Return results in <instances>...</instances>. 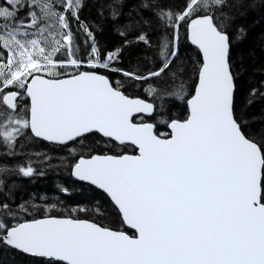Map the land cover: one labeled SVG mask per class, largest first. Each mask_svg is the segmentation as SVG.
<instances>
[{
    "label": "snow or ice",
    "instance_id": "6c2138e0",
    "mask_svg": "<svg viewBox=\"0 0 264 264\" xmlns=\"http://www.w3.org/2000/svg\"><path fill=\"white\" fill-rule=\"evenodd\" d=\"M258 9L0 0V264H264V123L237 107ZM47 170L82 203L25 200Z\"/></svg>",
    "mask_w": 264,
    "mask_h": 264
},
{
    "label": "trees",
    "instance_id": "16d2710c",
    "mask_svg": "<svg viewBox=\"0 0 264 264\" xmlns=\"http://www.w3.org/2000/svg\"><path fill=\"white\" fill-rule=\"evenodd\" d=\"M99 2H107V0H98ZM240 47L251 55L246 60L248 73L238 84L237 107L238 111L251 121V127L258 129L264 123V100L257 98L253 103L247 104L245 96L248 94L250 84L259 86V82L264 79V12L259 9L249 17L247 35L244 37ZM131 91L135 92L136 89H131ZM174 103L179 105L178 101H174ZM172 111L180 113L179 107L173 108ZM28 151L44 153L47 152V148L43 142H38L30 144ZM36 166L39 167V164ZM5 178L13 179V177ZM60 179L55 171L47 170V175L44 178L37 177L32 181H24L21 185V194L25 200L30 197H36L34 200L36 204L45 202L39 199L41 195H44L48 197V202L55 199L63 208H68L69 210L77 203H82L78 190H72L71 194L63 200L58 198V192L53 182H59ZM88 215H91V213Z\"/></svg>",
    "mask_w": 264,
    "mask_h": 264
}]
</instances>
